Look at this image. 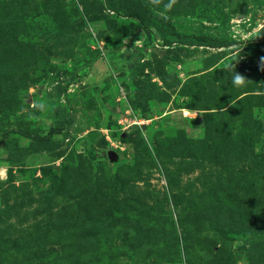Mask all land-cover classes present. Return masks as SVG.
I'll list each match as a JSON object with an SVG mask.
<instances>
[{
    "label": "rangeland",
    "instance_id": "1",
    "mask_svg": "<svg viewBox=\"0 0 264 264\" xmlns=\"http://www.w3.org/2000/svg\"><path fill=\"white\" fill-rule=\"evenodd\" d=\"M0 264H264V0H0Z\"/></svg>",
    "mask_w": 264,
    "mask_h": 264
},
{
    "label": "trees",
    "instance_id": "2",
    "mask_svg": "<svg viewBox=\"0 0 264 264\" xmlns=\"http://www.w3.org/2000/svg\"><path fill=\"white\" fill-rule=\"evenodd\" d=\"M53 132H55V131H51L50 133H53ZM46 138V136L45 137H43V138H36V139H34L35 141H38V142H43V140ZM47 139V138H46ZM33 142V141H32ZM32 144H35V143H32Z\"/></svg>",
    "mask_w": 264,
    "mask_h": 264
},
{
    "label": "clouds",
    "instance_id": "3",
    "mask_svg": "<svg viewBox=\"0 0 264 264\" xmlns=\"http://www.w3.org/2000/svg\"><path fill=\"white\" fill-rule=\"evenodd\" d=\"M234 79H235V82L238 83V82H240V80H241L242 78H241L239 75H236Z\"/></svg>",
    "mask_w": 264,
    "mask_h": 264
}]
</instances>
